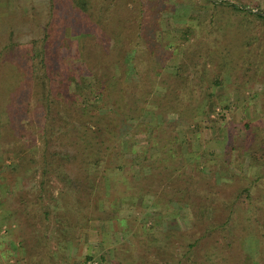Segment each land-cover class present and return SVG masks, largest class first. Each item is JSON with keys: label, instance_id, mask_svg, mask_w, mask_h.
<instances>
[{"label": "rangeland", "instance_id": "1", "mask_svg": "<svg viewBox=\"0 0 264 264\" xmlns=\"http://www.w3.org/2000/svg\"><path fill=\"white\" fill-rule=\"evenodd\" d=\"M15 2L0 0V20L14 12L25 17L31 2L22 0L14 8ZM45 4L46 0H37L42 12ZM125 4L130 8L127 18L114 16L119 23L116 34L125 46L140 44L144 52L137 61L133 55L122 57L112 45L119 41L113 36L108 51L95 43L106 38L86 39L90 48L96 44L87 56L90 65H101L119 79L113 93L120 97L119 116L128 108L137 114L125 125L116 120L121 129L127 128L124 135L107 139L102 134L101 145L113 151L112 156L105 151L97 165L88 162L94 155L56 153L63 142H71L65 135L88 128L82 112L61 118L58 124L64 126L47 132L45 97L38 85L26 98L29 88L24 79L30 71L18 80L24 69H0V264H138L147 242L165 235L172 236L168 251L178 257L185 248L184 235L192 240L213 223L196 252L210 241L227 253L231 264H264V18L258 15L264 16V0H125ZM70 23L57 34L62 46L47 49L45 56L50 60L64 56L58 70L63 75L72 68L81 70L76 68L82 60L80 34ZM28 45L25 36L20 44L23 57H28L24 53ZM159 54L162 61L153 67ZM99 60L119 65L114 71L112 64ZM136 64V71L131 70ZM178 65L180 72L175 74ZM94 70L79 76L91 77ZM15 86L17 103L9 105L7 90ZM120 87L125 91L118 92ZM77 98L79 103L85 100L79 94ZM95 103L103 104L99 98ZM173 107H182L181 118ZM147 126L157 138L147 140L143 133ZM168 137L173 152L161 143ZM117 150L124 154L122 170L115 168ZM78 160L82 166L75 170ZM86 168L84 181L89 184L93 179L92 185L74 191L66 178L78 171L84 176ZM102 170L113 176L111 185L109 177L108 185H100ZM252 205L257 216L251 214ZM43 208L49 209L47 219L40 216ZM247 215L257 219L258 226L240 234L237 227L240 221L243 227ZM225 218L235 228L228 230ZM167 223L173 231L165 230ZM66 230L72 242L61 237ZM59 240L66 243L63 263L54 259ZM150 250L144 253L147 261Z\"/></svg>", "mask_w": 264, "mask_h": 264}, {"label": "trees", "instance_id": "2", "mask_svg": "<svg viewBox=\"0 0 264 264\" xmlns=\"http://www.w3.org/2000/svg\"><path fill=\"white\" fill-rule=\"evenodd\" d=\"M21 1L22 0H16L14 8H19V3ZM28 2H31V4L27 5L28 9L25 17H18L14 12V15L12 14V16L9 15L7 17L4 16L3 19L0 20V69L2 70V67H4L9 70V66L17 69H24L18 80L22 78V75L27 72L29 73L30 71V74H28L25 79L23 78L29 88L26 98L28 100L32 96V88H34L35 84L38 85L45 97V114L43 117H45L46 120L43 127H46L44 130L47 132L53 131L55 127H63L64 125L61 126L58 124V121L61 118H68L71 113L75 114L78 111L82 112L84 119L88 124V128L86 129L85 127H82V129L76 131L72 130L70 135H65L66 138H71V142L68 145L63 142V149H59L56 153H59L62 150V153L67 157L75 156L76 158L78 156L83 157L86 155H94L93 160H89L88 162L97 165L99 159H102V155H104L105 151L111 156V151H113L112 149L107 150L109 145H101V142H104L102 134H106L107 139H109L110 136L115 137L124 135L127 133V128L121 129L120 124L118 125L116 120H119L125 125L127 119H134L137 114L135 109L128 108V111L125 110L122 112V117L119 116L117 110L120 105V97L117 98L116 94H113L116 92L115 87L119 84L118 77L114 72L107 71V68L103 69L101 65H90L87 56L89 53L94 52L95 45L97 44L100 46L99 49L103 48V51L110 50L112 45L115 48L117 47L122 57L133 55L135 56L136 61L141 57L144 50L139 48L140 44L135 43L133 47L125 46V42H121L122 38L120 39V36L116 34V31L119 30V23L114 20V16L118 15L119 19L123 21L127 18L130 8H127L125 0H98L97 3L96 0H46L45 11L42 12L40 7L44 4L39 7L37 5V0H28ZM225 2L228 5H234L237 9H244V7H239L233 2ZM136 10H138V8L133 9V11ZM258 15L264 18L261 12H258ZM68 23H70V25H75L76 31L80 34L77 44L82 60L81 65H76V68L81 69L79 73L72 68V70L69 69L67 73L63 75V73H58V70L61 71L60 68L62 67L61 64L64 56L59 54L58 58L55 57V59L52 58V60H50V58H45V56L49 55L47 49L50 52L51 49L62 46V44L59 43V39L62 38H58L57 34L63 32V29H65L63 26ZM110 32H112L111 35ZM107 35H109L110 38L107 37ZM25 36H29L28 48L24 50V53L28 55V57H23V51L20 49L21 40ZM112 36L119 39V41L110 45L109 39H111ZM89 37L92 38L93 41L100 37H104L106 40L102 41L101 38L99 41H95L96 44H92L93 48H90L88 46V40H86ZM139 37H142V35H139ZM132 48L133 53L131 52ZM184 52H186V50H184ZM162 56L163 55L159 54V58L152 60L153 67L159 65L158 63L162 61V59H160ZM124 60L125 58H123V61ZM99 61L110 65L112 64L110 69L114 71L119 65L118 62L117 64H115V62L111 63V60ZM19 63H22V66L19 65ZM132 68L136 71L137 64L136 66L133 65L131 70ZM90 69H95L94 72H92L93 75L91 77L85 76L81 79L79 74L82 71L89 72ZM124 69H126V67H124ZM176 69L175 74H178L180 72L179 65ZM2 72L4 71L2 70ZM139 77L140 76L137 78ZM218 79L219 78H214V81L217 82ZM25 82L18 85L25 84ZM71 86L75 88L74 91L70 90ZM8 90L6 96L8 104L12 105L17 103V97L15 95L16 86L13 89ZM124 91L125 89H122L121 87L118 90V92L121 93ZM77 94L81 95L83 97L82 99L85 98L82 103L78 102ZM0 96H2V94H0ZM96 98H99L103 104L100 106L97 105L98 103H95ZM178 102L180 105V101ZM71 104H73L72 107L70 106ZM105 104L107 105L105 106ZM173 109L178 113L180 118L183 116L184 110L182 107L180 109L173 107ZM65 129H68V127ZM143 133H145L148 141H151L152 138H157L154 134L153 127L149 130V126H147L144 128ZM172 141V138L168 137L165 142L161 143L163 146L170 148L171 152H173L174 150L169 144L170 142L172 143ZM54 145L55 147H58L56 144ZM122 152L126 154L125 150ZM123 155V153H120L119 150H117L115 158L116 169L122 170L124 167V162L121 160ZM78 162L79 160L73 165V169H81L82 165L80 162L78 164ZM47 164L48 160L44 159L42 161V169H44V172L47 169ZM85 171L86 173L84 176H79L78 171L77 174H72L69 179L66 178V183L71 186V188H74V191L78 192V190H80L82 192L84 190L82 187L83 185H92L93 179H90L89 184L87 182L85 183L84 178L88 177V168H86ZM109 174L105 170L100 172L98 181L101 186L104 184L108 185L107 177L110 179L109 185L112 184L111 182H113L114 179L110 172ZM142 176L146 178L147 175L142 174ZM257 179H259V177H257ZM133 180L134 179L132 178V181ZM250 211L251 214L255 216L258 215V212H255L253 205L251 206ZM48 214L49 209H41L40 216H42L43 219H47ZM86 216L87 214L84 215L83 218L86 219ZM244 218L243 227L240 226L242 221H240L237 227L240 230V234H242V232H251L258 226L257 219L254 220V218H248V215L244 216ZM223 223L224 226L227 225L226 227L228 230L235 228V224L230 222L229 218H225ZM250 225L254 227L251 228ZM213 228L214 223L212 228L206 227L202 234H197L192 240L185 239V235H182L184 237L182 243L185 242V248L178 257L172 255L173 251H168L170 249L168 245L171 244L170 239L172 236L165 235L162 237H153L150 242H147V248L145 251L143 250L141 253L143 255H141L140 261L137 262H139L138 264H231L229 260L230 257L228 255L226 256L227 253H224V250V252L220 249L218 250L217 247L213 245V242L211 243L209 241L207 243L208 247L199 249L196 252V248L200 245V240L205 238L207 232L211 231ZM165 230L173 231L172 226L168 223ZM66 231L67 232L64 231L61 234V237L66 238L65 242H72L74 238L71 239L70 231ZM167 240H169V244ZM65 242L59 240L57 247L54 250V259L56 258L55 261H59L58 263H63L61 251L65 248ZM147 250H150L149 253H152V256L149 257L148 261L144 256V253H146Z\"/></svg>", "mask_w": 264, "mask_h": 264}]
</instances>
